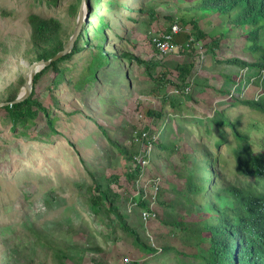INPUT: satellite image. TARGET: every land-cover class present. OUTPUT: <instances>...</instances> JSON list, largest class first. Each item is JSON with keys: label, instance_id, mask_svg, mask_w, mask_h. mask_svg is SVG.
Here are the masks:
<instances>
[{"label": "rangeland", "instance_id": "obj_1", "mask_svg": "<svg viewBox=\"0 0 264 264\" xmlns=\"http://www.w3.org/2000/svg\"><path fill=\"white\" fill-rule=\"evenodd\" d=\"M193 5V0H0V96L8 89L20 94L30 67L38 62L30 47L29 16L58 19L70 37L82 9L88 17L81 33L89 40L83 52L33 83V98L54 119L56 132L42 112L32 124L13 131L0 109V264H123L127 258L132 264H204L197 257L206 249L203 226L186 200V177L195 158L208 153L228 181L253 183L236 175V141L221 122L223 115L238 122L252 150L264 155V114L234 104L260 94L255 84L259 69L224 62H253L245 50L248 27L232 26L226 15L195 17L186 9ZM194 18L206 39L186 53L160 57L154 51L155 35L173 24L180 34H188ZM101 22L106 25L104 39H96ZM259 35L264 45V29ZM213 39L220 40L218 49ZM98 45L108 57L103 68L91 71ZM136 58L159 63L154 78ZM182 64L193 65L185 86L177 80L176 68ZM162 70L167 71L165 81L159 77ZM146 110L162 117H150ZM142 133L148 140L136 143ZM224 133L226 141L221 142ZM157 135L144 177L159 176L161 189L155 217L144 223L139 210L127 212L135 191V182L127 178L129 156L144 151ZM92 175L103 189L117 178L110 187L120 196V214L144 244L160 251L154 254L137 245L113 215L93 213L87 191ZM80 246L102 252L69 249Z\"/></svg>", "mask_w": 264, "mask_h": 264}, {"label": "trees", "instance_id": "obj_2", "mask_svg": "<svg viewBox=\"0 0 264 264\" xmlns=\"http://www.w3.org/2000/svg\"><path fill=\"white\" fill-rule=\"evenodd\" d=\"M193 4L192 7H186V9L195 12L197 14L195 17L200 14L203 16L226 15L228 18L226 21L230 22L232 26L248 27L244 34L247 43L245 50L250 53L253 62L248 63L237 58L227 59L224 62L241 69L250 67L259 69V75L255 79L257 87L262 89L259 99L256 100L253 97L239 100L238 98L234 104L247 106L264 114V45L259 35L260 31L264 29V0H193ZM71 8L77 10L76 5H71ZM28 21L31 27L30 47L32 55L38 62L53 58L64 49L71 37L64 35L63 27L58 19L31 15ZM181 22L184 23V20L181 19ZM190 25L193 30L189 34H179L175 38V42L180 45L179 52H189L195 43L208 37L200 29L195 18L190 21ZM105 27L106 25L101 22L100 28H97L95 32L96 39H104ZM190 37H193L192 42H189ZM88 41V37L80 32L71 53L37 73L34 78V86L45 71L49 69L56 71L58 63L70 60L74 55L83 52ZM211 42L214 48L220 47V40L213 39ZM98 48L95 62L88 68L91 71L103 68V59L108 57L102 46L98 45ZM113 56L117 57L116 54ZM125 57L129 61H133L132 57L128 55ZM136 61L145 67L146 75L149 78H154L158 62H148L139 58H136ZM192 69V64L177 66V80L183 86L186 85V80ZM166 72V70H162L159 75L162 81L167 79ZM18 91V89L6 90L0 96L2 103L13 102L18 97ZM34 93L35 87L31 95L23 102L0 107L7 115L11 130L15 131L19 127L32 124L39 112H42L47 117L49 127L53 132H56L54 119L41 102L33 98ZM145 114L153 118L162 117L161 113L151 110H146ZM223 116L224 121L221 124L228 125L232 129V135L236 141V147L233 149L236 175L246 180L252 179L253 183L244 185L240 182L228 181L215 168L217 159H214L211 154L204 153L195 158L192 163L193 172L186 177L185 190L187 192L186 200L191 205L193 213L197 214L204 231L203 242L206 243V249H204V254L197 255V257H200L204 264H264V155L252 150L250 138L240 132L238 122H231L226 115ZM103 133L122 155L127 156L126 149L113 142L105 131ZM225 136L224 133L221 142L226 141ZM129 158L131 160L132 156L130 155ZM139 174V167L135 169L131 167L127 178L129 181L135 182ZM91 178L92 185L88 187L87 191L88 203L93 213L96 216L102 212L113 215L121 222L123 230L133 237L137 245L155 254L156 251L143 243L137 230L129 226L124 216L120 214L117 207L120 196L110 187L112 183L117 182V178L110 179L111 182L104 189L95 176L92 175ZM140 207L145 208V205L140 203ZM69 249L83 253L100 254L102 252V249L98 247L84 248L80 246Z\"/></svg>", "mask_w": 264, "mask_h": 264}, {"label": "built area", "instance_id": "obj_3", "mask_svg": "<svg viewBox=\"0 0 264 264\" xmlns=\"http://www.w3.org/2000/svg\"><path fill=\"white\" fill-rule=\"evenodd\" d=\"M182 32L181 28L177 24H173L170 30L162 33L159 36L152 38L151 45L154 51L160 56L164 57L169 54L179 53L180 45L175 42V38ZM189 34V33H188ZM193 37H190L189 42H192ZM259 93L255 99H259L262 94L260 88ZM159 138V135L153 137V141H148L147 147L144 151L137 154L132 158L131 167L135 169L140 168V174L138 179L134 183V192L129 196L127 201V212L130 214L134 210H139L141 220L147 223L149 220L155 217L153 212V206L157 205L158 194L161 189V178L156 176L154 179H147L144 177L145 171L150 164V155L154 149V142ZM144 140H148L147 133H142L135 138V142L139 143ZM140 203L145 205V208L140 207ZM153 216V217H152ZM151 218V219H150ZM154 248V247H153ZM160 251V249H157ZM156 250V251H157ZM123 264H132L130 259H125Z\"/></svg>", "mask_w": 264, "mask_h": 264}, {"label": "water", "instance_id": "obj_4", "mask_svg": "<svg viewBox=\"0 0 264 264\" xmlns=\"http://www.w3.org/2000/svg\"><path fill=\"white\" fill-rule=\"evenodd\" d=\"M87 17L88 14H84V11H82V9H80L79 14H78V19H77V26L76 29L73 33V35L69 38V41L67 43V45L64 47V49L62 51H60L59 53H57L53 58L45 61V60H41L39 62H37L36 64L32 65L29 69V73L26 77V82L24 84V88L23 90H21L20 94L18 95V97L11 103H2V106L5 105H10V104H18L23 102L24 100H26L32 93L33 90V83H34V78L35 75L40 72L42 69H44L45 67H48L49 65H51L53 62L58 61L59 59L65 57L66 55L70 54L73 46L82 30L83 25L87 22Z\"/></svg>", "mask_w": 264, "mask_h": 264}]
</instances>
